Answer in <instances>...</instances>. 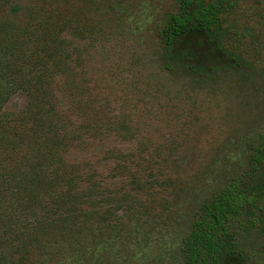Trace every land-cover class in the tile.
Masks as SVG:
<instances>
[{
  "label": "rangeland",
  "instance_id": "374dc122",
  "mask_svg": "<svg viewBox=\"0 0 264 264\" xmlns=\"http://www.w3.org/2000/svg\"><path fill=\"white\" fill-rule=\"evenodd\" d=\"M227 2L224 45L236 57H205L190 74L163 57L160 32L178 0H0V176L33 98L15 89L17 62L48 38L49 120H63L52 191L97 185V199L78 206H98L97 220L113 225L106 242L99 230L97 241L67 232L66 243L14 248L18 264H184L200 205L248 174L264 137V0ZM251 223L238 234L244 264H264V222Z\"/></svg>",
  "mask_w": 264,
  "mask_h": 264
},
{
  "label": "trees",
  "instance_id": "16d2710c",
  "mask_svg": "<svg viewBox=\"0 0 264 264\" xmlns=\"http://www.w3.org/2000/svg\"><path fill=\"white\" fill-rule=\"evenodd\" d=\"M178 5V11L160 32L168 68L182 66L190 74H199L205 68V57L222 53L227 62L236 57L235 51L224 45L227 30L222 17L229 8L227 0H178ZM49 43L47 38L38 47L34 44L36 49L30 54L23 51L17 62L21 74L13 83L15 89L33 98L20 111L17 155H6L0 176V263L18 264L19 252L14 248L36 245L42 237L51 245L66 243L71 240L66 238L67 232L78 234L73 240L81 242L97 241L99 230V240L106 242L110 240L105 237L106 231L113 227L109 219L97 220L98 206L90 207L93 213L86 215V208L78 206L85 204L83 199H97V185L52 191L63 178L60 166L55 169L50 165L56 163L63 120H49L50 84L43 69L49 58L44 49ZM29 60L33 69L27 73ZM35 97L38 102L33 104ZM50 195H55V203L49 207L46 203ZM37 208L42 215L24 213ZM247 221L255 225L264 222V137L253 147L248 174L235 177L200 205L182 243L184 264H228L231 260H238L231 264H244L238 234Z\"/></svg>",
  "mask_w": 264,
  "mask_h": 264
}]
</instances>
